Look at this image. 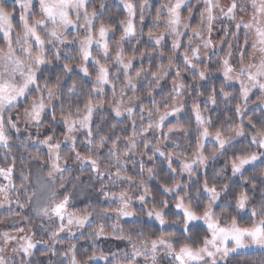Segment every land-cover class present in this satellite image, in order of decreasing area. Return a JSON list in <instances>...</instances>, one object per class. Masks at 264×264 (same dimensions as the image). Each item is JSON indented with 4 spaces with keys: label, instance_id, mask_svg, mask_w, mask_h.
<instances>
[{
    "label": "snow or ice",
    "instance_id": "6c2138e0",
    "mask_svg": "<svg viewBox=\"0 0 264 264\" xmlns=\"http://www.w3.org/2000/svg\"><path fill=\"white\" fill-rule=\"evenodd\" d=\"M92 0H12L13 9L9 11L7 8V0H0V148L10 150L11 131L20 132L18 127L21 116L18 114L15 119L12 116V110L18 109L23 103L27 107L23 111V121L27 127H35L37 129V136L40 128L44 125V118L50 115V124L62 123L64 126L63 141H56L53 143L54 136L48 135L43 139H33L31 135L29 139H33L34 144H39L48 149L47 161H42L48 164L47 180L42 177L38 178L42 193V200H37V206L34 211L39 217H44L50 224L55 225L59 221L58 226L48 232L49 240H34L32 236H14L8 232L0 234V264H16L15 256H20L19 264H32L29 259L34 253L33 250L37 248L38 244H44L47 252L52 256L57 255L55 249L56 243H63L60 240V234L68 229L69 237H74L75 233L71 231L72 227L84 228L90 223L91 213L84 211L83 215H77L70 212L69 203L71 200L70 194L63 195L62 199L56 194V176L59 175L61 183L60 187H64V174L69 171L67 168V158L61 155L62 145L69 146V151L74 153V159L80 165V172L83 173L88 169L96 177L103 180L107 177L111 183L117 181H127L130 186L142 189V194L137 197L141 203H146V198L151 194L150 189L146 186L143 179L139 184H133L134 177L122 175L125 173V164L134 153L133 149L137 147V141L142 137H147L149 132L155 134L160 131L168 117L177 116L184 110L185 104L180 99L183 97L186 85L180 79L183 71H189L194 80L207 81L210 79L213 69L201 59V48L208 49L215 47L211 39L213 27L217 21L227 20L231 22V26L235 31L231 33L233 40L239 41V34L243 32V44H238L241 53L239 69L231 63L233 56L232 41L228 42V50L223 57L218 59L216 70L219 71L223 77V82L220 87L219 97L218 93L213 87L207 95L206 104L217 106L222 102L230 103L231 93L225 91L226 85L239 84V99L244 103H237L235 106V115L242 118L247 108V101L253 90H258L261 93L260 103L264 105V0H229L227 5L221 4L220 0H195L196 5H203L199 11V19L196 27H193L191 20L194 16V5L189 3V0H169L160 9H157L154 24L150 28L148 36L149 40L153 41L155 47L162 48V41L167 36H172V57L169 58L166 66L161 65V68L156 72H151L150 86H158L160 81L166 76L172 68L176 69L172 88L171 102H165V110L161 113L159 107H154L153 110L147 111L148 124L143 127L145 116V108L140 107L141 115L140 127L141 131H135L137 124L135 119H132L133 134L128 137V143L125 145V151L119 150V142L121 137L117 136L112 139L106 134L99 131V126L94 132L92 127L93 115L98 108H101L104 103V93L106 86L112 89L113 100L111 104L114 105L113 113L115 117H121L127 114L131 119L134 113V105H124L123 100H116L117 85L122 86L119 89V95L123 98L126 90L135 91L137 88L136 81L144 75L146 78L150 72L148 69H141L137 71L135 76L130 74V69L133 67V59L135 57H124L123 43L127 40L137 37L135 18L137 15L136 4L132 0H121L124 10L127 13L126 20L120 22L121 36L117 41L115 48V55L112 57L115 65L118 66V74H112L110 68L106 63H101L99 58L93 55L94 51L101 52L105 61L109 60L112 48L110 46V35L114 34L115 28L112 25H105L100 23L96 26V21L100 20L103 11L106 9V4L100 0L99 9L89 11V5ZM148 0H144L139 5V20L143 24L145 20V10ZM187 7V17L182 15V10ZM19 9V18L16 19L15 11ZM240 13H248V18L239 15ZM239 17V18H238ZM161 23L165 25L164 31L158 35L153 34V28L158 27ZM16 26L21 31L16 32ZM70 29H83L86 35L83 38L73 37L68 39L66 33ZM225 36L229 35L228 29H224ZM15 35V39L13 36ZM188 35V42L184 44L181 37ZM252 38L249 45V38ZM199 41V43H194ZM223 43V41H221ZM59 45H73L79 48L81 63L79 65L80 72L84 77H88L92 81L88 99L84 103L83 108L76 103L75 112L72 111L73 96L78 97L77 85L73 82L72 86L67 89V105L65 107V93L61 85V76L67 75L73 71L70 63L63 64V71L61 75L56 78L55 84H50L47 79L43 84L40 83V76L38 75L44 71L45 65L53 63L48 57L53 54L56 61L61 60ZM51 46V47H49ZM95 46V48L93 47ZM248 47H251L252 53L249 56V61L245 63L244 57L248 55ZM183 48L182 53V67L174 63V57L178 54V50ZM143 55V54H141ZM163 55V53H161ZM206 59L210 61V57L205 54ZM64 59L69 60L68 53L64 54ZM91 61L93 66L97 69L95 77H91L88 63ZM203 64V68H201ZM120 74L123 75L124 80L120 81ZM38 94V95H35ZM151 94V92H149ZM192 95V92H188ZM197 97L204 95L199 89L195 90ZM31 97V99H30ZM98 97V99H94ZM56 102H59L60 108L57 109ZM155 105L156 102L153 101ZM49 110L50 113H49ZM59 111V118L57 117ZM192 112L196 122L197 149L189 158L185 153L179 151V145L174 147L176 151H167L166 147L162 149L159 142L153 146L151 151L152 156L148 159L151 161L156 155L163 157L167 162V169L173 175L174 183L172 185L162 184L161 188L166 196H171L174 201L175 215L183 225L182 236L184 243L173 239L174 234L169 233L167 236L161 235L155 239H139L134 240L133 235L123 234V229H120V235H116V224L112 225L113 232L109 235H115L118 239H126L131 245V253L125 254L127 264H140L142 258L144 264H157V257L160 252H164L167 257H170L173 264H220V261H227L232 256L234 257V264H241L240 260L235 259L245 250L258 249L264 255V187L261 188V201L259 206L253 205L248 211L249 221L245 226L238 223L236 216H233L229 221L222 218L227 211V205L221 206L220 201L222 194L228 192L230 185L224 183L222 187H218L216 183L209 184L205 179L202 185L196 187V197L192 196L191 178L197 175L196 169L199 167H206L209 156L204 155L205 142L211 139L215 141L218 146L216 152L211 154V159H215L217 153H222L226 147L233 145L236 138L245 137L246 132L241 119V123L235 125L234 135L225 138L222 128H217L215 133L210 132L212 120L204 112L201 111L199 103H194ZM179 123V122H178ZM248 123L252 125L256 131L250 133V146H255L257 151L248 153L247 149L241 155H234L231 162L232 176H239L244 184H247L251 177L246 176L245 172L251 166L255 171L257 167L264 168V126L257 128L256 124L251 119ZM116 127L115 123L111 126ZM174 131H183L185 137L190 133L185 128H169L168 132L161 131V137L164 141H169L171 133ZM77 133L85 135V139L81 144L87 146L88 155H82L77 150ZM26 142V141H25ZM111 143L108 149L107 159L109 160L108 168H115L114 173L110 171H101V158L98 153L99 150ZM150 142L145 139L144 147L149 148ZM34 159H40L37 154ZM64 161L62 166L61 161ZM180 162L179 174L187 173L189 176V183H183L176 180L177 169L173 167L174 161ZM134 164L135 160L132 161ZM141 176L147 171L148 179H154L156 173L154 168L149 167L145 169L143 162H140ZM43 168L41 167L40 171ZM15 171V161L8 167H0V177H2L7 184L0 185V195L3 199L10 201L9 191L16 188L13 183V174ZM22 181L29 179L23 171L20 173ZM225 175L224 169H220L215 173L216 177ZM264 177V172L261 173ZM78 179V177H77ZM260 184L264 186V178L260 179ZM255 181L252 182L253 189L256 188ZM23 187V183L21 184ZM103 188V184H102ZM47 195H43V193ZM37 196L33 192L27 197L28 203L32 202V198ZM106 199L118 201V207L112 209L117 217H133L135 213L131 210V197L127 192H121L118 196L116 194H109L104 192ZM207 200V204L203 201ZM43 201V206H40ZM19 208L24 209L25 203H21L18 199L16 201ZM153 203H157L153 201ZM159 208L154 207L147 212V216L154 218L161 226L168 223L166 219L167 213L164 209L169 206V201L164 199L159 201ZM250 197L247 191H239L235 196V208L237 214L248 208ZM203 205L202 214H198L199 209ZM0 206H3L0 203ZM216 208H220V215L217 214ZM105 213L109 210L105 209ZM27 219V217H24ZM66 221V222H65ZM198 224L205 227V231L201 234L193 232V228ZM43 227V226H42ZM17 233L24 232L23 228H16ZM94 237L99 238L105 235L103 225H100L94 230ZM143 236V233H139ZM201 235L203 239L201 240ZM11 242H16V246L12 247V256L4 255L6 248ZM177 244L179 247L177 248ZM60 256L66 258L67 264H82L78 259L76 253V245L69 244V247L59 253ZM97 260L107 261L108 257L102 252L97 255L93 251L91 256H88L83 264H93ZM113 260L115 255L113 254ZM60 264H65L64 260Z\"/></svg>",
    "mask_w": 264,
    "mask_h": 264
},
{
    "label": "trees",
    "instance_id": "16d2710c",
    "mask_svg": "<svg viewBox=\"0 0 264 264\" xmlns=\"http://www.w3.org/2000/svg\"><path fill=\"white\" fill-rule=\"evenodd\" d=\"M140 1V0H137ZM229 2V0H227ZM125 13L121 8L118 7H110L106 8L104 17H101V20L104 22L105 25H112L118 24L120 21H124ZM221 27L228 26L230 30L235 31L234 27L231 26V22L227 20H221ZM115 28L112 40L117 42L118 38L121 36V31H119L118 25L113 26ZM220 27V28H221ZM225 27V28H226ZM224 28V29H225ZM222 30V28H221ZM224 31V30H223ZM133 43H123L124 49V57H136L138 54H143V60L136 63V58L134 59V69H148V66L151 67V72H155L158 68H161V65L166 66L168 64L169 58L172 57L171 47L168 41L162 43L163 47L159 49L158 54H160L161 59L154 56V58L149 61V54L154 52L155 45L149 44L148 42H142V39L138 36L133 39ZM216 44L213 50H210L208 57H210V61L206 58H201L206 63H209V66L213 69L212 75L209 80L207 81H199L197 78L196 80L193 79L191 72L183 71L181 75V80L186 85V90L180 99L184 102L185 107L184 110L179 113L177 116L168 117L163 125V131L168 130L169 128L177 127V128H185L189 130V135L191 138V150H194L197 145V136L199 135L196 131V122L194 119V114L192 112L193 104L200 103L201 111H205V114L209 116L212 120V125L210 130L215 131L217 128H222L224 131V135L228 132H232L235 125L241 123V119L243 121V125L245 128L246 136L239 138L238 142L233 144L230 147H226L222 151V153H217L215 159H211L209 162L206 171L201 173L199 179L203 181L207 179L209 184L216 183L218 187H222L224 183H228L230 185L229 190L227 193L222 194V198L219 202L221 206L227 205V211L223 214L222 218H226L228 221L231 220L233 216H236L238 223L241 226H245L249 221L248 210H244L237 214V210L235 208V196L239 193V191H247L250 197L249 205L252 207L253 205L259 206L261 201V188L264 187L260 184V179L262 177L261 173L264 172V168L257 167L255 171L252 170V167H248V170L245 172L246 176L251 177V180L244 184L243 181L239 176H232L231 173V162L234 155L238 156L241 155L245 149H247L248 153L257 151L255 146H250L248 143L247 136L250 134L249 132L254 133L256 129L252 127L248 123V120L251 119L254 124H256L257 128L264 126V111L256 106V97L255 95L247 101V108L245 110V114L242 118H239L235 115V106L237 103L243 104L244 102L239 99V86L235 85H226L225 91L231 93L230 96V103H218L217 106H212L210 104H206L207 95L211 91L213 87H215L218 93V99H222L219 97L220 87L223 82V77L220 75L219 71L216 70L218 64V55L216 50L223 48V44L218 45L220 42L219 39L215 40ZM131 42V41H130ZM142 42V43H141ZM220 44V43H219ZM233 51V48H232ZM163 53V55H161ZM182 50H178V54L173 58L174 63L177 65H182ZM72 59V60H71ZM75 60L74 64L78 63V56L75 53H71L69 60H64L61 58L58 63H52L51 66L45 67L44 71L40 74V83L43 84L45 79L50 84L56 83V78L58 75L62 74L63 71V64L65 62L70 63L73 69V60ZM149 61V62H148ZM139 65L142 66L138 67ZM201 68H203V64H201ZM95 72V71H93ZM176 69L172 68L169 70L168 74L166 75L164 81L160 83V87H162V91L158 92L156 89H151L152 86L149 85H137L136 90L134 91V96L132 94H125L123 98L120 97L119 92L115 97L116 100H123V106L129 104L131 102L134 105V113L135 115L130 119L128 116L122 115L121 117H115L113 113L114 105L111 104L113 100V94L111 87H107L104 93V103L101 108H98L96 113L93 115L92 119V127L94 132L97 130V126H99V131L102 134H106L112 139H115L117 136L121 137L119 142V150L121 152L125 151V145L128 143L127 138L131 137L133 134V127H132V119H135L137 127L135 131L139 133L141 131L140 127V107L143 106L145 108V112L143 115L145 116V121L143 127H147L148 124V117L147 111L153 110L154 107H159L162 113L165 110V102H171L172 95L171 90L173 88V81L176 79L175 77ZM91 77L94 78L92 75ZM73 82L77 85V92L78 97L73 96V104H72V111L75 112L76 103H79V107L83 108L84 103H86L88 99V95L90 89L92 87V81L84 77L83 74L79 70H74L67 75L61 76V85L63 86V91L65 93V107L67 105V89L72 86ZM199 89L204 95L197 97L195 95V90ZM151 92V94H149ZM188 92H192V95H189ZM94 99H98V97H94ZM125 100L129 102L126 103ZM260 100V99H259ZM153 101L156 104H153ZM255 105V107H253ZM57 109L60 108L59 102H56ZM250 107V109H249ZM23 108L19 107L15 109L16 113L14 118L19 114L21 116L20 122L18 127H21V131L14 136H11L12 139L10 140V144L12 145L10 150H6V158H1L0 160H6L7 166L12 165L13 160L15 161V171L13 174V183L16 185L15 189L9 191L10 199L14 200V205L9 206L6 214L14 215L15 213L19 214L22 213L25 209L29 208L31 203L34 201L37 203L38 199L42 200V193L40 189V184L43 183V180H47V173H48V164L44 163L42 165V161H47L48 157V149L42 145L34 144L33 139H43L45 136L53 135L54 140L53 143L56 141H63L64 139V126L62 123H55L50 124V115L44 118V125L39 130V135L37 136V129L35 127H27L23 121ZM249 109V110H248ZM51 110H49L50 113ZM59 111H57V117L59 118ZM253 115V116H252ZM179 122V123H178ZM115 123L116 127L113 129L111 126ZM33 139H29V136ZM77 150L81 152L82 155H88L87 146L81 144L80 142L85 139V135L81 133H77ZM157 137L160 138L159 134ZM147 139L150 144V138L142 137L140 141H137V147L133 149L134 155L128 159L127 163L125 164V173L122 175H128L134 177L133 184H139L140 180L143 179L145 181L146 186L150 189V195L146 198V203H141L137 197L142 194V189H138L134 186H130L127 181H117L116 183H111L108 181L107 177L103 180L96 177L93 173H91L88 169H85L83 173L80 172V165L77 161H75L74 153L69 151V146L62 145L61 155L67 158V168L69 169L68 172L64 174L66 179L64 180V187H60V177L59 175L56 176V194L57 197L61 198L65 194H70L71 198L75 192V188H82L83 194H80L77 198V204L75 207L71 208L70 211L76 213L77 215H83L84 211L91 213L90 216V223L86 226L82 231L80 237L72 241V244L77 245V257L83 263L84 260L87 259L88 256H91L93 251L100 252V247L97 245L98 238L91 235L94 233V230L97 229L100 225L104 226L105 235L111 237L114 240H123L126 242L125 248L122 249V252L119 254V260L115 256V260L113 257H108L107 261H103L100 263H93V264H125L127 263L126 260V253H131V245L128 243L126 239H118L115 235H109V233L113 232L111 226L113 224L117 225L118 233L116 235H120V229H123V234L128 235L132 234L134 240L139 239H155L162 234L167 236L169 233L174 234L173 239L179 240L180 243H184L182 236L183 225L178 220L175 213L174 204L175 201L171 196H166L163 193L161 188L162 184L172 185L174 183L173 175L168 171L165 161H161V159L155 157L150 165L149 156H152L153 153L150 150L152 146L149 144V148L144 147V141ZM160 140V139H159ZM162 140V137H161ZM26 141V142H25ZM111 147V143L109 142L107 146L99 150V157L101 158V171H110L114 173L116 169L113 167L111 169L108 168L109 160L107 159L108 149ZM217 147H215L214 152H216ZM40 156V159H34L36 155ZM147 158V160H144ZM135 160L136 163L134 164L132 161ZM140 162H143L145 165V169L152 167L156 173L154 179H148L147 171L143 173L141 176L140 173ZM62 166H64V161H61ZM178 166V165H177ZM41 167L43 168L40 171ZM220 169H224L225 175L222 177H216L215 173ZM21 171H23L26 175H28L29 179L27 181H22L21 178ZM42 177L43 180H40L38 183V178ZM78 177V179H77ZM176 180L179 179V176L175 177ZM181 182L186 183L189 181L188 177H181ZM255 181L256 188L253 189L252 182ZM23 183V187L21 184ZM189 183V182H188ZM192 183V196L193 198L196 197V187L199 183L196 181H191ZM103 184V188H102ZM71 185H74L71 187ZM78 186V187H76ZM33 192L37 193V196L32 198V202L28 203L27 197L30 196ZM104 192H108L109 194H116L117 196L121 192H127L128 195L131 197V207L136 211L138 204L142 205L145 209H153L154 207L159 208V201L167 199L169 201V206L164 211L167 213L166 219L168 223L164 226H159L154 222L153 219H147L146 213H143V216L140 218H136V220H124L120 217H117L116 213L112 211L118 207V201H114L111 199H106L104 197ZM43 195H47V193H43ZM17 199L21 203H25L26 207L21 209L18 207L16 201ZM156 201L157 203H153ZM203 204H207V200L203 201ZM40 206H43V201ZM105 209L109 211L105 213ZM203 205L198 211V214H202ZM141 212V211H139ZM216 212L220 215V208H216ZM205 231V227L202 225H197L193 228V232L203 233ZM139 233H143V236H139ZM203 239V235H201V240ZM65 245V244H64ZM63 243H59L55 245V249L57 251L56 256L49 255L47 259L49 260L48 264H60L61 260H64L65 264H67L66 258L59 255V253L64 252L66 250V246ZM179 244H177V248ZM38 253L36 254L37 262L36 264H42L39 259ZM235 259L240 260L241 264H264V255L261 254L260 250L258 251H250L241 253L239 256L235 257ZM220 264H234V257L230 256L227 261H222Z\"/></svg>",
    "mask_w": 264,
    "mask_h": 264
},
{
    "label": "rangeland",
    "instance_id": "374dc122",
    "mask_svg": "<svg viewBox=\"0 0 264 264\" xmlns=\"http://www.w3.org/2000/svg\"><path fill=\"white\" fill-rule=\"evenodd\" d=\"M103 2L107 6L106 8H110V7H114V6L118 7V8H121L124 11V13H125V19L124 20H126L127 13L124 10V7H123V4L121 3V0H103ZM132 2L134 4H136V6H137V8H136L137 15H136V18H135L137 36L142 39V42H146V43L148 42L149 44L154 45L153 41L149 40L148 33H149L150 28H152V26L154 24V20H155L157 9H160L162 5L167 4L169 2V0H148V4H147L146 10H145V20H144L143 24H141V22L139 20V5L142 4L144 2V0H140V1L132 0ZM220 2L223 5H227L229 3L227 0H220ZM189 3L194 5L193 11L195 13L193 18H192V20L190 22H191L193 27H196L197 21L199 19V11L203 8V5L202 4L196 5L195 0H189ZM99 6H100V0H92V3L88 6L89 7V11H92L94 8L98 10ZM7 8H8L9 11H12V9H13L12 0H7ZM105 10L103 11L102 18L104 17ZM19 14H20L19 13V9H16L15 16H16L17 20L19 18ZM182 15L187 17V15H188L187 7H185L182 10ZM239 15H242V16H244L245 19H247L249 14L248 13H240ZM101 22L104 23L101 19L97 20L95 22L96 26L99 27ZM120 22H118V24H115V23L113 24V26L118 25L119 31H121ZM221 25H222L221 21H217L215 23V25L213 27V31L211 33V39H212L214 44H216L215 40L219 39V41H220L219 42L220 44L218 43L219 47H220L221 44H223V46H225L223 48H220L219 50H216L217 55H218L219 58L223 57L225 52L228 50V42L232 41L233 56L231 58V63L238 70L239 69V65H240L241 53H240V50H239L237 45L238 44H241V45L243 44V41H244L243 32H241L239 34V41H235V40H233V38L231 36V33L233 31L230 30L228 26L227 27L226 26H222L221 27ZM220 27L222 28V30H221ZM225 27L228 29V32H229L228 36H225V32L223 31ZM164 28H165V25L163 23H161L158 27H155V28L152 29L153 30V34L154 35H158L160 32L164 31ZM20 31H21V29L18 26H16V32L19 33ZM66 35H67L68 39H72L73 37L83 38V36L86 35V33L84 32L83 29H79V30L70 29L69 33H66ZM112 37H113V34L110 35V46L112 48V52L110 53L109 60L105 61L101 52L94 51L93 55L96 58H99L101 60V63H106L109 66L110 72L112 74H118V66L115 65L114 60L112 59V57H114V55H115V48L117 46V42L115 43V40L114 39L112 40ZM13 39H15V35L13 36ZM119 39L120 38H118L117 41H119ZM133 39H135V38H133ZM133 39L127 40V41H125V43H127V42L128 43H133L134 42ZM172 39H173L172 36H167L166 39L164 41H162V43H164L165 41H168V43H169V45L171 47ZM181 40H182V42L184 44H187L188 35H185V36L181 37ZM251 40H252V38L250 37L249 38V45L251 44ZM221 41H223V43H221ZM194 43H199V41H194ZM49 47H51V46H49ZM93 47L95 48V46H93ZM59 48L61 50L60 51L61 58H63V59H64V54L65 53H68L69 59H70L71 53H75V55L78 56V58H79L78 59V63L74 64L76 59L73 60V66H74L73 69L74 70H79V65L81 63V57H80V54H79L78 45L77 46H73V45H67V46L66 45H59ZM214 48H216V47H211V48H208V49L201 48V58L202 59L206 58L205 54H207V56H208L210 50H213ZM159 49L160 48L155 47L154 52L149 54V61H151L154 58V56H156L157 58L161 59L160 54H158ZM179 50L184 51L183 48H181ZM251 53H252V49H251V47H248V55H245V57H244L245 63H247L249 61V56H250ZM54 54H55V49H53V54L49 55L48 58L50 60H52L53 63H58V61H56L55 58H54ZM143 57H144V55H141V53H140V54H138V56L135 57L136 59L135 58L134 59L136 60V63H137V62H140L141 60H143ZM127 58L128 57L126 56L125 59H127ZM134 59H133V67H132V69H130V74L132 76H135L136 72L141 70V69L140 70L134 69V66L136 65L134 63L135 62ZM51 65L52 64L45 65L44 68L45 67H49ZM87 66L89 68V72H90L91 76L93 75L95 77L97 69L93 66L91 61L88 63ZM138 67L142 68L141 65H139ZM159 69L160 68H158L156 71H158ZM148 70L151 71V67L150 66H148ZM93 71H95V72H93ZM165 77L166 76H164V78L160 81V83H162L164 81ZM119 78H120L121 82L124 80V77H123L122 74H120ZM150 81H151V75H150V72H149L147 78L144 75H142L136 81V84L137 85L139 84V85H149L150 86ZM160 83H159V85H160ZM159 85L158 86H152L151 89H156L158 92H161L163 89ZM234 85L235 86H239V84H234ZM121 86H122L121 84L117 85V92H119V89H120ZM229 86H231V85H229ZM107 87H110V86H106V88ZM129 93L132 94V96H134L133 95L134 91H132V90H126L125 91V94H129ZM171 94H173L172 90H171ZM35 95H38V94H35ZM254 95L256 97V106L261 108L264 111V105H262L260 103V100H259V99H261V93L258 90H253V92L250 94L249 100ZM30 99H31V97H30ZM125 102L128 103L129 101L125 100ZM19 107L23 108L22 110L24 111V108L27 107V105L22 103ZM122 107H123V105H122ZM253 107H255V105ZM257 107H255V108H257ZM249 109H250V107H249ZM245 111H247V110H245ZM202 112L205 113V111H202ZM15 113H16V111H15V109H13L12 113H11L12 116H13V119H15L14 118ZM161 113H162V111H161ZM124 116H127V114H125ZM22 117H23V115H22ZM19 129L21 131V127H19ZM161 131L162 132H168V130H164L163 131V126H162V129L160 131H156L155 134H153V132H149L147 134V138H150L151 139L150 141H152V143L150 144L152 147L156 146L157 143L159 142V146L162 149H164L165 146H167L166 147L167 151H176L177 149L174 146L175 145H179V151L185 153L189 158L192 157V154L197 149V145H196V148L194 150H191V147H190V144H191L190 135L185 137L183 131H174L173 133H171L170 140L169 141H164L163 139L161 140ZM230 131H232V132H228V133L225 134V138H227L228 136L234 135L233 130H230ZM210 132L213 133V134L215 133V131H212V130H210ZM249 133H252V132H249ZM10 134H11V136H14V135L17 134V132L15 130H12ZM158 134H159L160 138L157 137ZM239 138H241V137H239ZM239 138H236V140L233 142V144L237 143ZM250 139H251V137H250V135H248L247 139H246L248 141V143H250ZM138 141H140V139ZM215 147H218V146L216 145L215 141L211 139V136H210L209 140L205 142V147H204V150H203L204 151V155L205 156H209L210 159L208 160V163H207L206 167H199V168L196 169L197 175L193 176L191 178L192 182L193 181H196V182L199 181L200 185L203 184V180L199 179V176H200L201 173L206 171V168L208 167L209 162L211 161V154L214 153ZM151 149L152 148H150V150ZM261 151H264V150H261ZM0 157L1 158H6V152H5V149H3V148H0ZM155 157L161 159V161L162 160L165 161V159L163 157H159L158 155H156ZM144 160H147V158H144ZM5 161L6 160H0V167H8L7 163ZM148 163L151 165L152 161L149 160ZM165 163H166V166H167V162L166 161H165ZM173 167L177 169V175L176 176H179L178 180H180L181 177H183V176L189 178L187 173H184L183 175L179 174L180 162L178 160L174 161ZM249 167H251V166H249ZM188 182H190V180L187 181L186 183H188ZM4 184H7V181H5L2 177H0V185H4ZM73 186L74 185H71V187H73ZM76 187H78V186H76ZM75 189L76 190H75V192L73 194V197L71 198L70 203H69V209H68L69 211H70L71 208L76 206V204H77L76 200L79 197V195L83 194V191L81 190L82 188H75ZM222 196H221V198H222ZM219 202L220 201H218V203ZM0 203H2V205H3V206H0V234H2L4 232H8V233H10L11 235H14V236H26L27 235V236H32L34 240L48 241L49 240V235H48V232L45 231V229L47 228L50 231V230L54 229L56 226H58V224H59L58 220L56 221V224L53 225V224H50L47 221L46 218L37 216L35 214V211H34L35 207L37 206V203H35L34 201L31 203L30 207L25 209L22 213H19V214L15 213L14 215H11V216L8 215L7 217H6L5 213L7 212L9 206H13L15 202H14L13 199H10V201H6V200L3 199V195H0ZM247 209L250 210L251 206L248 205ZM247 209H245V210H247ZM131 210L135 213V216H133V217H120V218L124 219V220H136V218H140L141 216H143V213H146V215H147V212L149 211V209H145L140 204H138V206L136 208V211L133 209V207H131ZM139 211H141V212H139ZM24 217H27V219H24ZM146 218L150 219L148 216H146ZM152 219L154 220V222L156 224L161 226L157 221H155L154 218H152ZM223 219L227 220L226 218H223ZM88 225L89 224H87L86 226H88ZM198 225H201V224H198ZM16 228H23L24 232L17 233L15 231ZM84 228H79V227L73 226L71 231L75 233L74 237H69L68 229H66L63 233L60 234V240L63 241V245L65 244L64 246H66V249L69 247V244H72V241H75V240H77L80 237V235L83 232L82 230ZM111 229H113L112 226H111ZM115 232L118 233V229L117 228L115 229ZM57 244H59V242L56 243L55 245H57ZM97 245L100 247V252H97V255H99L102 252L104 255H106L107 257L110 258V257H113V254H114L119 260V254L122 252V249H120V248H125L126 242L123 241V240H114L111 237H109L107 235H104V236H101V237L98 238ZM0 246H2V241H0ZM14 246H16V242H11L10 245L6 248V250L4 252V255L12 256L11 249ZM250 251H258V249L245 250L242 253L250 252ZM76 252H77V245H76ZM33 253L34 254L29 258L31 260L32 264H36V262H37V259H36V254L37 253L39 255H41V256H39V257H41L39 259V261L42 264H48L49 260L47 259V257L49 255H52L50 252H47V249H46L44 244H38L37 248L33 250ZM138 259H140V264H144V261H143L142 258H138ZM15 261H16V264H19L20 256H15ZM103 261L104 260H97V261H95L93 263H100V262H103ZM221 262L222 261H220V263ZM125 264H127V263H125ZM157 264H173V261H172V259L170 257H167L164 254V252H160L158 257H157Z\"/></svg>",
    "mask_w": 264,
    "mask_h": 264
}]
</instances>
